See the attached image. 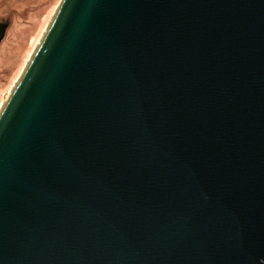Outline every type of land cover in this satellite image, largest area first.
I'll return each instance as SVG.
<instances>
[{"label": "water", "instance_id": "95a60500", "mask_svg": "<svg viewBox=\"0 0 264 264\" xmlns=\"http://www.w3.org/2000/svg\"><path fill=\"white\" fill-rule=\"evenodd\" d=\"M0 264H264V0H61L0 110Z\"/></svg>", "mask_w": 264, "mask_h": 264}, {"label": "rangeland", "instance_id": "374dc122", "mask_svg": "<svg viewBox=\"0 0 264 264\" xmlns=\"http://www.w3.org/2000/svg\"><path fill=\"white\" fill-rule=\"evenodd\" d=\"M60 2L0 0V22H9L6 37L0 46V110L41 41Z\"/></svg>", "mask_w": 264, "mask_h": 264}, {"label": "bare ground", "instance_id": "6f19581e", "mask_svg": "<svg viewBox=\"0 0 264 264\" xmlns=\"http://www.w3.org/2000/svg\"><path fill=\"white\" fill-rule=\"evenodd\" d=\"M35 50H36V49H35ZM32 55H33V54H32ZM31 57H32V56H31ZM6 96H7V95H6ZM8 97H9V96H8ZM8 97L6 98V100L8 99ZM6 100H5V102H6ZM5 102H4V103H5Z\"/></svg>", "mask_w": 264, "mask_h": 264}]
</instances>
